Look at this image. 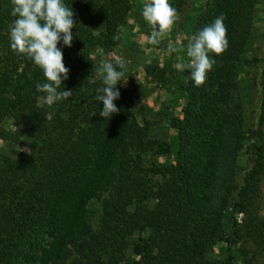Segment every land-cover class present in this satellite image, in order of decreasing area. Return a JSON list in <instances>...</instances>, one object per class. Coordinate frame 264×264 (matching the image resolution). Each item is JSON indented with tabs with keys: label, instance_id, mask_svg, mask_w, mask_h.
I'll use <instances>...</instances> for the list:
<instances>
[{
	"label": "trees",
	"instance_id": "trees-1",
	"mask_svg": "<svg viewBox=\"0 0 264 264\" xmlns=\"http://www.w3.org/2000/svg\"><path fill=\"white\" fill-rule=\"evenodd\" d=\"M260 1L198 7L192 35L222 16L229 46L212 56L203 86L182 71L178 115L152 111L140 122L137 88L117 85L119 112L108 120L95 99L102 81L93 53L121 43L131 0H65L77 26L72 46L58 47L70 69L62 89L73 93L51 104L35 87L42 70L10 46L12 5L0 0V140L33 143L31 155L0 148V264H264V28L253 49ZM195 2L169 0L179 17ZM146 72L158 83L170 77ZM160 114L170 139L156 132ZM93 199L101 200L95 226Z\"/></svg>",
	"mask_w": 264,
	"mask_h": 264
},
{
	"label": "clouds",
	"instance_id": "clouds-1",
	"mask_svg": "<svg viewBox=\"0 0 264 264\" xmlns=\"http://www.w3.org/2000/svg\"><path fill=\"white\" fill-rule=\"evenodd\" d=\"M11 15L14 20L9 25V38L12 50L18 56L27 57L39 67L44 76V83H37L36 90L40 97L51 104L72 95L71 90L62 89L63 82L69 78L70 69L64 63V55L58 45L63 42L71 47L73 28H76L75 13L65 0H10ZM144 19L151 25L150 41L160 42V38L179 20V14L169 0H151L143 6ZM224 18L217 17L210 25L195 32L186 45L189 58L186 63H178L179 71L188 70L194 86L201 87L206 81V73L215 64L213 55H219L229 46L226 37ZM119 39V37H115ZM169 51L176 49L169 44ZM126 63L121 59L100 65H94V74L100 76L102 87L98 88L95 99L103 103L99 115L105 120L119 112L115 101L120 98L117 85L127 83L125 78ZM138 79V78H137ZM22 151L32 154L30 149Z\"/></svg>",
	"mask_w": 264,
	"mask_h": 264
},
{
	"label": "rangeland",
	"instance_id": "rangeland-1",
	"mask_svg": "<svg viewBox=\"0 0 264 264\" xmlns=\"http://www.w3.org/2000/svg\"><path fill=\"white\" fill-rule=\"evenodd\" d=\"M204 1L196 0L192 10L179 17V20L174 23L168 33L160 38V42L153 44L150 41L152 30L142 15L143 6L148 4L149 0H131L133 7L130 17L125 27L121 30V34H119L121 43L107 54L97 50L93 53L94 65L97 67L116 59H121L126 63L125 78H128V80L126 84L123 82L121 84L138 89L140 96L136 100L137 102L134 107L137 111L136 116L140 122L144 118H152V111H163L169 115L179 114L183 102V92L177 87L176 83L181 82L182 71H179L176 65L178 63H186L189 60L186 53V45L192 36L191 31L198 7ZM256 26L255 35H258V38L256 37V41L253 42V49H256L257 45L262 43L260 33L264 28V0H261L257 7ZM169 44L176 50L169 51ZM77 56L76 50L70 52L72 62L77 59ZM148 66L165 69L166 76H170L169 79L164 83H158L147 74L146 69ZM139 107H143L142 110ZM159 120L157 123V134L170 139L175 133L174 130L169 128L164 114H160ZM4 125L9 127L10 122L5 121ZM32 145L31 139L27 137H24L20 144L6 143L0 140V148L9 153H15L24 148L30 149ZM166 160L172 161L173 157L169 155L167 158L159 157L157 159V161ZM245 160L246 153L243 151L238 158L239 166L244 165ZM260 190L261 197L257 213L264 220V173L260 181ZM100 209V199H93L88 204V216L93 226L97 225ZM214 251L217 253L218 249L215 248Z\"/></svg>",
	"mask_w": 264,
	"mask_h": 264
}]
</instances>
